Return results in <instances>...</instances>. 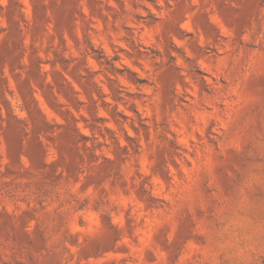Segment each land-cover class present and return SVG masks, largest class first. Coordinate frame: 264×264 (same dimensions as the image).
Instances as JSON below:
<instances>
[{
    "label": "rangeland",
    "instance_id": "1",
    "mask_svg": "<svg viewBox=\"0 0 264 264\" xmlns=\"http://www.w3.org/2000/svg\"><path fill=\"white\" fill-rule=\"evenodd\" d=\"M0 264H264V0H0Z\"/></svg>",
    "mask_w": 264,
    "mask_h": 264
}]
</instances>
